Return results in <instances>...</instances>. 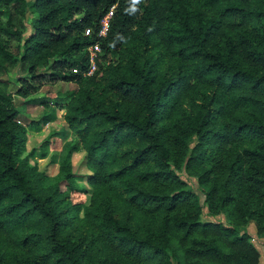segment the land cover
Returning <instances> with one entry per match:
<instances>
[{
    "label": "trees",
    "instance_id": "obj_1",
    "mask_svg": "<svg viewBox=\"0 0 264 264\" xmlns=\"http://www.w3.org/2000/svg\"><path fill=\"white\" fill-rule=\"evenodd\" d=\"M17 66L77 89L24 125L15 97L43 85L9 92ZM58 105L70 140L28 152ZM54 150L51 184L31 160ZM252 223L264 234V0H0V264H260Z\"/></svg>",
    "mask_w": 264,
    "mask_h": 264
},
{
    "label": "rangeland",
    "instance_id": "obj_2",
    "mask_svg": "<svg viewBox=\"0 0 264 264\" xmlns=\"http://www.w3.org/2000/svg\"><path fill=\"white\" fill-rule=\"evenodd\" d=\"M29 18H31V15H29ZM31 34V27L28 26L25 37L29 36ZM17 46H23V42H12L11 47L16 48ZM28 74H23L19 66L13 69V71L9 74V76H6L5 79H8V77L13 81V83L9 86L8 91L11 93H15L19 90V84L16 83V79H21L27 77ZM28 80L33 85H43L39 87L38 91L33 94L32 96L28 97L27 99L16 96L15 97V103L17 108L22 111L21 116L18 118L19 121L27 125L28 121L30 119L32 120H40L46 113H49L51 111L46 110L42 105L35 102V100L43 98L45 96H49L48 98L52 100L58 99V95H64L70 91H74L77 89V85L74 83H67L64 81H60L54 84H45V81L38 80V81H32L31 77L28 76ZM49 94V95H48ZM58 101V100H57ZM59 102V101H58ZM56 108V120L52 123H49L46 127L42 129L40 132H34L29 131L28 133V152H31L33 149L38 148L43 141L48 137L52 132L54 131H60V130H66L67 124L64 120V110L61 109V107L58 105ZM53 108V109H54ZM69 131L67 133V136L64 138V142H67L70 140ZM69 135V136H68ZM59 151L54 150L50 151L48 156L46 158H35L32 159V165H37L39 170L43 173L47 174L48 181L51 184H55L58 179V172H59ZM73 168L74 172L78 176V182L81 186L89 189V186L87 184V178L90 176V171L85 166V153L79 152L74 154L73 159ZM184 178L187 180L189 186L200 195L201 201L204 202V195L202 193V189L198 184V181L195 177H188L184 174ZM207 212V209L205 210ZM209 219V218H208ZM218 219L222 221H226L227 218L225 215H220ZM248 234L250 235L251 242L258 248V250L261 253V262L260 264H264V234L258 233V230L254 223L250 224L248 227Z\"/></svg>",
    "mask_w": 264,
    "mask_h": 264
},
{
    "label": "built area",
    "instance_id": "obj_3",
    "mask_svg": "<svg viewBox=\"0 0 264 264\" xmlns=\"http://www.w3.org/2000/svg\"><path fill=\"white\" fill-rule=\"evenodd\" d=\"M114 9L115 7H113L102 19L101 24H100V30H99V38H105L110 30V26H111V22L114 16ZM91 30L88 29L86 31V35L87 36H91ZM101 52V47L99 46V44H96L92 47H90L89 49V53H90V61H91V68L88 72V75H93L95 73V71L97 70V64H96V58L98 56V54Z\"/></svg>",
    "mask_w": 264,
    "mask_h": 264
}]
</instances>
